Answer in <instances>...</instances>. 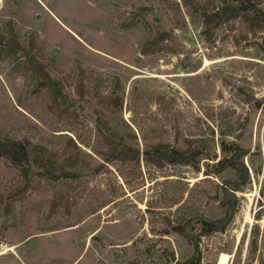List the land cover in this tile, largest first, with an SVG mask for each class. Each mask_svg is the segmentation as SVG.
<instances>
[{
	"label": "rangeland",
	"instance_id": "1",
	"mask_svg": "<svg viewBox=\"0 0 264 264\" xmlns=\"http://www.w3.org/2000/svg\"><path fill=\"white\" fill-rule=\"evenodd\" d=\"M249 1L264 10V0H0V29L11 23L28 50L0 55V132L44 143L58 165L77 154L85 169L68 182L35 177L14 199L18 171L0 158V252L12 248L0 264H171L172 252L184 262L195 250L176 228L185 223L199 264H220L223 252L227 264H264V28L239 17L204 34V13ZM159 30L163 47L144 53ZM40 66L63 83L69 115L50 109ZM116 78L136 146H201L214 158L197 169L140 157L95 174L90 166L103 160L94 88L107 93ZM224 143L245 150L247 172H212ZM230 179L236 198L224 192ZM227 208L235 213L225 230L201 234V219Z\"/></svg>",
	"mask_w": 264,
	"mask_h": 264
},
{
	"label": "trees",
	"instance_id": "2",
	"mask_svg": "<svg viewBox=\"0 0 264 264\" xmlns=\"http://www.w3.org/2000/svg\"><path fill=\"white\" fill-rule=\"evenodd\" d=\"M247 4L236 5V3H229L209 14L204 13L206 27L204 34L207 38H210L209 35L213 34L212 28L219 26L220 23L230 18L240 17L248 21L253 30L264 28V10L259 7L258 3L249 1ZM9 24L8 33L0 29V55L4 53L16 54L20 49L23 52L25 51V47L20 44L13 26L11 23ZM166 39V31L159 30L155 35L149 36L145 40L142 51L148 53L159 50L163 47V42ZM25 52H28V50ZM27 60L32 66H35L37 63L33 57H29ZM38 72L42 74L44 83L48 87L51 96L52 102L49 105L50 109L57 112L58 115L64 113L69 115V110L73 103L67 94L64 93L63 83L52 78L47 72H44L41 66L37 68ZM94 89V96L97 98V107L94 108V122L102 142L101 147L97 150V154L103 160V163L98 166H90L95 174L100 173L106 163L110 164L115 161L139 162L140 157L147 163H152L157 166L183 164L192 165L197 169L199 168L200 160L204 156H207L205 158L209 159L214 158L209 153H205L201 149V146L189 145L187 148H178L171 143L162 141L146 143L141 150L133 142V139H136L134 129L121 115L124 105V93L121 90L120 79H115L111 89L107 93L99 91L98 85H95ZM77 91L80 97L84 98L86 89L83 83H79ZM70 141L73 142V139L70 138ZM222 149L226 156L216 163L217 169L212 172L220 173L228 168L238 172H241V170L247 172V167L242 160L246 152L242 147L236 145L233 149L224 143ZM0 158L5 159L18 171L19 179L10 190V196L14 199L22 198L33 187L35 177L49 182L53 180L68 182L72 179L79 178L81 174L85 173L84 167H81L80 164L82 161L77 154L69 157L65 165H58L59 161L56 152L44 143H31L29 140L14 138L2 132H0ZM228 183L229 187L224 191L225 194L236 198L235 191L239 190L238 182L230 179L227 180ZM2 196L3 194L1 193L0 204L3 202ZM217 198L216 195L215 199ZM10 207L11 205L9 203H5V208L10 209ZM234 213V208H227L225 209V218H202L201 234L204 235L225 230ZM186 224H180L176 228L183 235L187 236L190 242H194V253L189 259L180 262L176 260L175 253L172 252L171 264H199L201 261L198 242L195 241L193 235L188 233Z\"/></svg>",
	"mask_w": 264,
	"mask_h": 264
},
{
	"label": "bare ground",
	"instance_id": "3",
	"mask_svg": "<svg viewBox=\"0 0 264 264\" xmlns=\"http://www.w3.org/2000/svg\"><path fill=\"white\" fill-rule=\"evenodd\" d=\"M251 220V219H250ZM12 250V248H5L4 251L0 252V255L5 254L7 251ZM230 258V254L223 252L220 257V264H227Z\"/></svg>",
	"mask_w": 264,
	"mask_h": 264
},
{
	"label": "built area",
	"instance_id": "4",
	"mask_svg": "<svg viewBox=\"0 0 264 264\" xmlns=\"http://www.w3.org/2000/svg\"><path fill=\"white\" fill-rule=\"evenodd\" d=\"M2 5H0V7H1Z\"/></svg>",
	"mask_w": 264,
	"mask_h": 264
}]
</instances>
